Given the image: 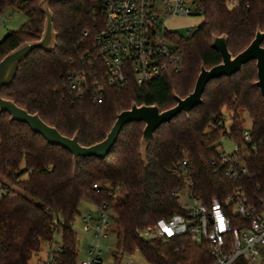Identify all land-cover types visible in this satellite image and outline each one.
Wrapping results in <instances>:
<instances>
[{"label":"trees","instance_id":"16d2710c","mask_svg":"<svg viewBox=\"0 0 264 264\" xmlns=\"http://www.w3.org/2000/svg\"><path fill=\"white\" fill-rule=\"evenodd\" d=\"M38 2L0 0V13L13 8L27 16L25 27L10 30L0 39V59L20 42L40 37L44 14ZM48 6L57 33L53 48L30 51L0 93L27 111L37 112L61 134L77 132L78 142L86 146L101 140L115 114L131 102L156 104L163 110L175 104L173 92L185 97L200 66L209 68L220 61L210 46L213 35L224 34L234 55L248 45L256 29L264 30V0H201V23L186 35L171 34L175 70L142 84L132 79L122 87L104 84L102 101L96 102L88 91L78 95L69 89L66 77L84 67L79 57L90 38L82 32L92 35L100 27L102 0H52ZM255 80L254 60L229 76L210 79L202 102L189 114L181 111L161 123L144 155L139 144L144 124L130 121L121 127L104 157L78 156L75 164L69 151L46 142L25 123L1 111L0 264H29L31 253L42 241L51 242L54 232L60 236L55 264H75L77 240L71 222L83 198L97 208L104 203L114 213L108 231L114 234L121 254L138 251L147 264H212L207 246L190 234L143 238L138 230L159 218L184 213L178 194L184 190L207 205L212 197L223 202L239 190L246 203L264 207V99ZM223 109L230 111L228 128ZM239 110L247 112L250 127L243 126ZM245 129L248 139L243 136ZM225 136L238 145L237 163L230 153L229 159H221L220 141ZM229 166L237 170L235 177L225 174ZM224 211L232 226L247 225L232 212L231 203ZM236 263L244 264L243 258ZM112 264L126 263L115 254Z\"/></svg>","mask_w":264,"mask_h":264},{"label":"built area","instance_id":"2783aa9c","mask_svg":"<svg viewBox=\"0 0 264 264\" xmlns=\"http://www.w3.org/2000/svg\"><path fill=\"white\" fill-rule=\"evenodd\" d=\"M194 14L202 15L201 0H102L101 25L92 35L88 30L82 32L83 37L90 38L79 57L84 67L67 75L68 88L78 95L88 91L96 102H101L104 84L122 87L130 79L142 84L175 70L176 51L171 34L176 30L166 27L165 21L172 16ZM192 30L189 27L188 33ZM243 136L249 138L248 129L243 131ZM237 152L235 143L231 158L222 151L221 159L230 158L237 163ZM239 170L245 171V167L239 165ZM225 174L235 177L237 170L229 166ZM182 193H178L180 198ZM187 198L188 202L181 199L180 203L184 213L159 218L153 225L139 229V235L167 238L187 233L207 246L212 264H237L239 257L244 264H264V207L259 209L246 203L239 190L223 202L212 197L209 205L188 194ZM228 203L232 204L234 214L247 221L246 226L231 225L224 211ZM107 211L102 203L95 217L89 213L82 217L86 228L92 230L93 243L88 246L89 257L75 264H102L100 239L107 237L110 223ZM227 233L229 242L225 237ZM57 249L58 246L50 250L37 264H55ZM125 263L133 264L130 260Z\"/></svg>","mask_w":264,"mask_h":264},{"label":"water","instance_id":"95a60500","mask_svg":"<svg viewBox=\"0 0 264 264\" xmlns=\"http://www.w3.org/2000/svg\"><path fill=\"white\" fill-rule=\"evenodd\" d=\"M52 0H39L38 9L44 14L43 28L40 37L33 40H25L8 50L0 59V91L3 86L9 85L16 73L19 62L22 61L36 47L45 50L53 48L56 40V31L53 27L52 12L49 2ZM264 30L256 29L254 37L248 45L238 53L232 55L227 48V37L224 34L213 35L210 46L215 49L220 61L209 68L200 66L192 90L185 96L180 97L174 92L175 104L159 110L156 104H136L131 102L130 106L115 114L110 129L105 136L90 145H81L77 140V132L71 136L61 134L53 125L43 121L37 112H29L18 106L12 99L3 97L0 93V112L6 111L10 119L25 123L33 132L39 133L46 142L59 145L69 151L72 162L75 164L78 156L104 157L115 142L121 127L130 121L143 122L142 135L140 137V152L144 155L154 130L163 122L169 121L177 113L183 111L186 115L190 109L202 102V92L206 83L213 78L229 76L238 71L242 64L254 60L256 67V85L264 99V47L261 41Z\"/></svg>","mask_w":264,"mask_h":264},{"label":"rangeland","instance_id":"374dc122","mask_svg":"<svg viewBox=\"0 0 264 264\" xmlns=\"http://www.w3.org/2000/svg\"><path fill=\"white\" fill-rule=\"evenodd\" d=\"M234 2V1H233ZM233 2H229L228 5H233ZM27 16L16 9L6 8L3 12L0 13V39L4 35L14 29L25 27ZM202 21V15L194 14L187 16H172L165 21L166 27L176 30L178 33L186 35L188 34V28H195ZM224 113V123L225 127L231 124L230 111L223 109ZM239 115L243 120V126L248 128L250 127V118L245 110H239ZM235 142L232 138L227 136L223 137L220 141V150L225 153H231L234 149ZM182 201L188 202L187 192L184 190L181 197ZM98 208L89 200L83 198L80 201L78 208V214L75 216L71 222V227L73 228L76 240H77V257L76 260L87 259L88 246L93 243L92 230L86 228L82 217L86 214H91L92 217L97 215ZM107 214L110 217L114 215L113 212L107 211ZM60 242V236L57 232L53 234V240L51 242L42 241L38 250L31 253V257L28 260L29 264H37L39 260L46 258L48 252L53 250L58 246ZM115 237L114 234L109 232L107 233L106 238L100 239V248L102 249V264H112V258L115 254H120L121 260L126 262L130 260L133 264H147L143 256L135 251L132 254H121L115 247Z\"/></svg>","mask_w":264,"mask_h":264}]
</instances>
